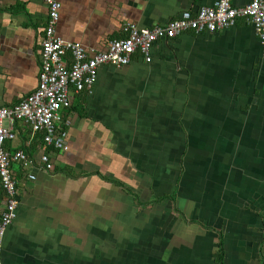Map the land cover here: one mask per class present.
I'll return each instance as SVG.
<instances>
[{"label":"crops","instance_id":"0c3cea01","mask_svg":"<svg viewBox=\"0 0 264 264\" xmlns=\"http://www.w3.org/2000/svg\"><path fill=\"white\" fill-rule=\"evenodd\" d=\"M56 34L89 52L216 0H60ZM252 0H232L243 6ZM45 0H0V105L38 86ZM123 66H99L72 92L69 150L42 170L43 133L15 123L6 142L17 216L2 264H264V57L245 19L188 31ZM35 174L36 179H30ZM7 195L0 184V216Z\"/></svg>","mask_w":264,"mask_h":264},{"label":"built area","instance_id":"2783aa9c","mask_svg":"<svg viewBox=\"0 0 264 264\" xmlns=\"http://www.w3.org/2000/svg\"><path fill=\"white\" fill-rule=\"evenodd\" d=\"M45 1L48 4V21L41 43L38 86L13 106L0 105V184L7 195L0 216V247L8 227L17 216L19 205L12 163L21 161L24 165H30L36 162L26 151L17 150L11 154L6 147V142L16 137V121H24L34 132L43 133L38 166L51 171L55 169L51 158L53 153L68 151L70 147L67 128L71 121L65 111L72 107V92H91L100 65L123 67L136 54H140L146 62H151L153 46L159 40L172 39L188 31L196 34L217 32L234 26L240 18L254 26L264 57V0H252L243 6L234 5L232 0H216L195 12L183 11L167 23L151 28H140L126 22L123 26L124 36L110 40L105 50L95 52H89L79 41L57 36L56 26L62 2ZM30 179H36V175L30 174Z\"/></svg>","mask_w":264,"mask_h":264}]
</instances>
